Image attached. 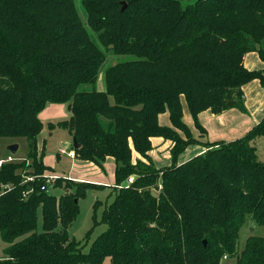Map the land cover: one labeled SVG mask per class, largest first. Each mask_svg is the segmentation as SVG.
Masks as SVG:
<instances>
[{"label": "trees", "instance_id": "16d2710c", "mask_svg": "<svg viewBox=\"0 0 264 264\" xmlns=\"http://www.w3.org/2000/svg\"><path fill=\"white\" fill-rule=\"evenodd\" d=\"M80 3L85 22L75 0H0V137H24L28 146L25 158L0 166L7 243L0 264H221L223 256L264 264V234L238 248L247 216L264 231V156L253 144L264 136V118L242 137L202 143L203 153L177 163L199 142L182 120V98L204 133L201 111L245 112L241 87L253 79L264 85V69L243 64L250 51L264 62V0ZM107 52L129 58L105 67L98 90ZM47 103H67L70 115L47 127L75 137L74 156L115 161V196L99 220L93 216L92 227L106 229L86 251L68 227L79 199L97 185L46 183L37 136ZM166 111L171 126L158 121ZM151 137L172 142L169 165L151 162ZM133 150L147 163L133 162ZM28 175L33 180L24 181ZM64 183L60 196L49 192Z\"/></svg>", "mask_w": 264, "mask_h": 264}, {"label": "crops", "instance_id": "0c3cea01", "mask_svg": "<svg viewBox=\"0 0 264 264\" xmlns=\"http://www.w3.org/2000/svg\"><path fill=\"white\" fill-rule=\"evenodd\" d=\"M243 64L248 70L264 69V62L260 59L256 51L246 53L243 59ZM102 82L103 84H101L99 90L104 89V78ZM241 90L246 111L242 112L236 107H230L217 114L212 113L209 109L201 111L198 114L197 119L204 129L203 135H201L199 130L195 127L194 120L182 98V120L189 128L193 137L199 142L186 146L177 158L178 164L185 162L197 154L203 153L206 150V147L202 143L236 140L245 135L264 118V85H262L260 80L253 79L247 82L241 87ZM69 115L70 113L67 109V103H47L38 114V117L44 127V123L48 124L49 122L66 119ZM158 121L161 125L171 126L168 111L161 113L158 116ZM44 130L45 129L42 128L37 136V150L38 153L41 151L39 154L42 153V162L47 167L45 174H52L72 181L92 183L99 186L96 188H90L92 190H106V188L108 190L115 189V161L111 156H107L101 165H98L92 161L77 158L74 156L73 150L69 149L67 155L71 159L72 164L68 170V176L61 175L60 172H55L53 170L55 161L60 158V154L66 152V149L60 148L58 154H55V159H50L52 154L46 155L44 151L45 137L41 139V142L39 139L40 134L46 132ZM67 133L72 138L68 131ZM150 141L152 148L148 152V155L153 165L156 168L169 165V150L172 146V142L170 140H165L162 137H151ZM67 143L68 142H65L66 146L68 145ZM18 148L19 146H17V150ZM8 155L9 153L6 154V156ZM137 159L147 163L145 158L133 150L132 161L135 162Z\"/></svg>", "mask_w": 264, "mask_h": 264}, {"label": "rangeland", "instance_id": "374dc122", "mask_svg": "<svg viewBox=\"0 0 264 264\" xmlns=\"http://www.w3.org/2000/svg\"><path fill=\"white\" fill-rule=\"evenodd\" d=\"M75 4L80 18L85 22L86 15L81 7L80 0H75ZM126 58H129V56L115 55L107 52L106 60L101 66L94 87L99 90L101 84H103L102 80L104 78V69L106 66ZM43 129H45L44 131L46 132L41 133L39 139L41 142V139L45 137L46 141L44 143V151L46 155L52 154L50 159H55V154H58L60 148L66 149L65 150L66 152H64V154H60V158H58V160L55 161L53 170L55 172H60L61 175L68 176V170L72 162L71 159L68 157L67 153L68 150L71 148L72 138L70 137V135H68L66 130L60 129L58 127L49 130L47 128V123H44ZM199 132L201 135H203L202 131L199 130ZM65 142H68L67 146L65 145ZM12 144H17L19 146L18 150L14 154L10 153L8 150V146ZM253 144L256 148V153L258 157L262 159L264 156V137L262 136L257 138L253 142ZM27 151H28L27 141L24 137H19V138L0 137V158H4L6 154L9 153V155H11L13 158H15L16 161H18L26 157ZM40 152L41 151H39V153ZM43 174H45V171L43 172ZM124 182H126V179ZM64 185L65 183L61 184L60 187H55V188L49 186L48 190L49 192L55 194L58 197L65 192ZM93 187L96 188V186ZM93 187H89L88 188L89 190L85 193V196L79 199L78 201L79 212L75 220L72 221V223L68 227V234L70 238H74L76 241H79L81 245H83L84 251L88 250L93 239L103 230L106 229V225L103 223H99L95 227H92L93 216L95 215V218L99 220L104 207L108 205L115 196V191L112 189L110 190H108L107 188L106 190L90 189ZM39 228H40V224L38 225V230ZM88 230H90L91 232L89 234V237H86ZM263 234L264 231L262 227L255 224V222H253L251 218L247 216L244 224L242 225L239 231L238 248H243L245 239L248 236L263 235ZM6 245L7 243L2 241L0 238V256L3 255L2 253L3 248ZM233 261L234 260L229 258L228 259L222 258L221 264H232ZM103 264H110L109 258H106Z\"/></svg>", "mask_w": 264, "mask_h": 264}, {"label": "built area", "instance_id": "2783aa9c", "mask_svg": "<svg viewBox=\"0 0 264 264\" xmlns=\"http://www.w3.org/2000/svg\"><path fill=\"white\" fill-rule=\"evenodd\" d=\"M11 161H15V158H13L11 155H8L4 158H0V166L4 163L11 162ZM43 177L45 178L46 183L52 184L57 179L58 176L52 175V174H43ZM33 178H34V176L28 175V176L24 177V181H30V180H33ZM131 181H132V177H129L126 179V182H124V184L127 185ZM44 186L45 185H43L41 188L45 189ZM6 187H8V186H6ZM223 258L226 259L227 257L223 256Z\"/></svg>", "mask_w": 264, "mask_h": 264}, {"label": "water", "instance_id": "95a60500", "mask_svg": "<svg viewBox=\"0 0 264 264\" xmlns=\"http://www.w3.org/2000/svg\"><path fill=\"white\" fill-rule=\"evenodd\" d=\"M186 1H191V0H186ZM125 7H126V2L125 1H121V8H120V10H124ZM231 104H232V102H228V105H231ZM17 146H18L17 144L9 145L8 146L9 152L12 153V154L15 153L16 150H17ZM72 146H73V148H77L78 147V144H77V141H76L75 137H72ZM153 194H155V193H153ZM203 243L205 244L206 241L204 240Z\"/></svg>", "mask_w": 264, "mask_h": 264}]
</instances>
